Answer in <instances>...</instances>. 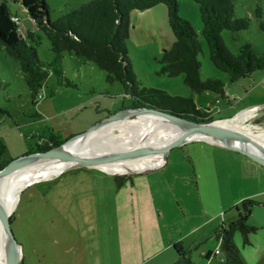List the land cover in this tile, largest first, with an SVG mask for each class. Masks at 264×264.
I'll use <instances>...</instances> for the list:
<instances>
[{
	"label": "rangeland",
	"instance_id": "374dc122",
	"mask_svg": "<svg viewBox=\"0 0 264 264\" xmlns=\"http://www.w3.org/2000/svg\"><path fill=\"white\" fill-rule=\"evenodd\" d=\"M86 1L46 0L49 18ZM5 2L18 15L16 33L25 36L31 30L38 35V57L49 61L53 52L45 34L19 0ZM256 7L264 19V0H234L236 16L247 15L249 25L235 32L220 31L232 52L248 42L255 53L264 54ZM177 13L191 23L201 41L200 77L219 78L226 96L195 92L181 75L160 72L162 52L174 40L163 3L128 12L126 49L138 89L155 88L171 96L192 98L213 119L248 107L237 113L243 117L239 125L244 133L264 142V114L260 113L264 110V69L230 81L227 72L209 58L197 3L178 0ZM61 67L72 85L58 83L48 72L39 90L42 96L32 99L18 62L0 48L2 162L27 153L50 130L64 140L130 106L128 92L119 82L106 81L105 71L93 62L65 51ZM256 117L263 120L256 122ZM146 158L142 155L141 160ZM119 174L125 175L122 183H118ZM119 174L94 166H73L24 187L14 207L17 192L11 205V229L21 250L18 258L17 247L16 264H222L220 247L211 255L214 237L236 217L234 205L247 197L258 201L246 217L255 230L248 233L247 243L238 229L232 238L245 264H264V166L258 162L233 149L191 139L172 145L155 166Z\"/></svg>",
	"mask_w": 264,
	"mask_h": 264
},
{
	"label": "trees",
	"instance_id": "16d2710c",
	"mask_svg": "<svg viewBox=\"0 0 264 264\" xmlns=\"http://www.w3.org/2000/svg\"><path fill=\"white\" fill-rule=\"evenodd\" d=\"M193 1L198 5L201 33L208 46L209 58L215 67L227 72L230 81L248 76L254 70L264 69V54L255 53L250 43H242L236 52H232L220 35L222 29L235 32L249 25L247 15L236 16L234 0ZM19 2L45 34L53 52L49 61L41 60L36 51L38 35L28 30L25 36H19L16 33L18 15L11 11L5 0L0 1V48L18 62L32 99L39 96V90L48 72L56 77L58 83L72 85L63 75L61 67L62 55L66 51L93 62L105 71L106 81L119 82L122 89L129 94L130 105L152 106L197 121L212 120L209 112L201 110L192 98L171 96L161 89H138V81L135 79L126 49L128 12L159 3L166 6L167 23L174 37L171 47L164 49L159 59L160 72L169 76L181 75L183 82L195 92L210 91L219 96H226L224 82L219 78L200 77L198 53L201 50V41L191 23L178 15V0H88L54 19L49 18L46 0ZM254 13L264 39V19L260 8L256 7ZM12 16H16L17 20L12 19ZM32 102L34 103V100ZM0 111L2 112V109ZM35 114L39 115L37 112ZM62 141L58 132L50 130L46 137L40 136L35 146L29 147V151H42ZM4 151L5 145L0 140V168L7 163L1 160ZM124 177V174H119L118 183H122ZM257 203L253 198H243L239 204L234 205L236 217L227 226L218 229L214 238L223 233L220 246L224 251L222 264H245L239 257L232 233L238 229L244 243L248 242V233L253 232L255 228L246 223V217L252 206ZM13 214L9 217L10 222L13 220ZM182 258L189 262L188 257Z\"/></svg>",
	"mask_w": 264,
	"mask_h": 264
},
{
	"label": "bare ground",
	"instance_id": "6f19581e",
	"mask_svg": "<svg viewBox=\"0 0 264 264\" xmlns=\"http://www.w3.org/2000/svg\"><path fill=\"white\" fill-rule=\"evenodd\" d=\"M243 117L235 114L232 118L217 120L221 125L239 134L246 145L264 150V142L244 133L239 125ZM107 129L119 131V134H108ZM192 135L177 129L169 122L153 115L138 114L120 118L90 133L80 144L77 153L60 158L37 162L30 167L21 165L13 172L0 178V218L4 212L11 210L15 194L28 182L49 178L57 174L67 164L81 161L110 173H127L145 170L159 164L162 151L173 142H181ZM115 154V156H110ZM146 155L145 160H141ZM53 173V174H52ZM17 196V195H16ZM0 227V239H1ZM17 246L9 248L10 257L16 261ZM19 257V255H18ZM3 263L2 241L0 240V264Z\"/></svg>",
	"mask_w": 264,
	"mask_h": 264
},
{
	"label": "water",
	"instance_id": "95a60500",
	"mask_svg": "<svg viewBox=\"0 0 264 264\" xmlns=\"http://www.w3.org/2000/svg\"><path fill=\"white\" fill-rule=\"evenodd\" d=\"M246 108L239 109L233 115H235L239 111L244 110ZM138 114H148V115L157 116L169 122L170 124L174 125L177 129L183 130L187 132L188 134L192 135L191 138H188L184 141L191 140V139L205 140V141L217 144V145H221V146L233 149L237 152H240L248 156L252 160L258 162L262 166H264V150H261L257 148L256 146L254 148L249 145H246L245 142H243L244 140L239 134H236L234 131L227 129L224 126L216 125L214 123L217 120L232 118L233 115L226 117V118L212 119L210 121H197V120L189 119L184 116L173 114L163 109L152 107V106L130 105L128 107L121 108L115 112L109 113L108 115L104 116L100 120L91 124L85 130L64 139L61 143L57 145L51 146L50 148L42 150V151H28L25 154L19 155L7 161V163H5L3 167L0 168V178L10 175L15 169V167L19 165L23 167H30V165H33L34 163H37V162H43L45 160L73 155L78 152V150L81 148L80 143L90 133L107 125L108 123L114 120H117L120 118L131 117V116H135ZM178 143H181V142H173L169 146H167L165 150L162 151V159H165L167 150L172 145L178 144ZM82 165H87V164L82 163L81 161H74V162L67 164L59 172H61L62 170L68 167L82 166ZM136 171H141V170H136ZM136 171H130V172H136ZM30 183L31 182H28L24 187H26ZM22 189H20L17 193L14 207L16 205L18 195ZM14 207L11 211L4 212L0 218V227H1V233H2L0 240L2 241V250H3V263L2 264H16L17 263V261H14L10 257L9 248L11 245H14V246L18 245L19 252L21 254L20 245L14 238V235L11 229V222L9 220V217L12 211L14 210Z\"/></svg>",
	"mask_w": 264,
	"mask_h": 264
},
{
	"label": "built area",
	"instance_id": "2783aa9c",
	"mask_svg": "<svg viewBox=\"0 0 264 264\" xmlns=\"http://www.w3.org/2000/svg\"><path fill=\"white\" fill-rule=\"evenodd\" d=\"M11 18L14 19V20H17V17H16V16H12ZM39 96H42V95L39 94ZM222 239H223V233H220V234L216 237V242H215V245H214V250H213V252L211 253V255H214L215 253L218 252L219 247L221 246Z\"/></svg>",
	"mask_w": 264,
	"mask_h": 264
},
{
	"label": "crops",
	"instance_id": "0c3cea01",
	"mask_svg": "<svg viewBox=\"0 0 264 264\" xmlns=\"http://www.w3.org/2000/svg\"><path fill=\"white\" fill-rule=\"evenodd\" d=\"M260 113L261 114H264V110H260ZM264 116V115H263ZM255 120H259L258 122H261V120H263V119H261V117H256V118H254ZM31 184V183H30ZM29 184V185H30ZM29 185H27L26 187H29Z\"/></svg>",
	"mask_w": 264,
	"mask_h": 264
}]
</instances>
